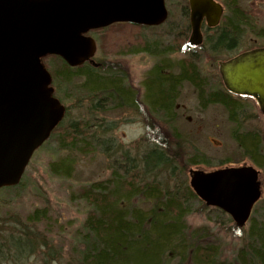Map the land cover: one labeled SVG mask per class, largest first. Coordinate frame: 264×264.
<instances>
[{
    "label": "trees",
    "instance_id": "1",
    "mask_svg": "<svg viewBox=\"0 0 264 264\" xmlns=\"http://www.w3.org/2000/svg\"><path fill=\"white\" fill-rule=\"evenodd\" d=\"M217 1L225 8L224 15L218 27L204 32L198 54L186 44L190 32L187 0H178L173 5L174 13H170L166 22L159 26L168 30L167 23L171 22L178 31L176 38L166 46L162 47L159 41L144 34L159 27L112 25L115 28L129 25L134 33V38L127 39L130 45L124 46V53L149 55L155 61L140 85V97L139 91L132 88L119 71H123L120 64L113 63L115 66L111 64L109 67L100 60L98 68L92 65L71 68L56 56L44 60L59 100L69 102L80 97L89 102L97 101L91 109L99 112L132 109L147 123L145 136L134 143L137 148L144 145L139 156L130 159L123 153L120 160H112L114 165L109 166V175L81 187L75 197L89 208L81 236L78 235L81 237L80 248L73 250L77 264H171L172 260L176 261L174 264H264V174L261 182L263 195L252 210L248 228L231 227L241 236V245L231 261L221 260L218 238L206 226L194 228L187 224L191 203L198 199L186 178L176 180L178 173L174 176L172 172L175 184L170 190L149 181L159 174L163 164L179 161L181 148H185L188 154L184 166L191 168L204 163L196 152L188 153L190 147L187 148L186 141L173 125L175 101L184 83L194 88L201 109L218 104L227 111L230 121L236 124L232 137L244 156L257 167H264V143H261L260 135L256 131L244 133L238 124L246 109L245 99L228 94L219 74L206 75L200 66L201 63L217 66L219 58L237 49L244 29L252 28L249 16L235 0ZM175 10L179 13L177 20ZM254 36L264 39V28ZM182 50L190 52V56L175 62L169 60L170 54ZM77 78H82V82L76 83ZM158 120L168 128L167 133L156 125ZM84 124L62 122L50 137L56 140L60 150L86 147L88 151V138L93 135H89V125ZM71 165L72 161L63 160L60 164H50L49 171L55 176L67 177ZM182 171L187 173L185 169ZM144 203L148 204L146 208H142ZM38 214L39 211H35L28 221L37 220ZM23 230L20 237L30 242V255L34 256V249H31L32 244L36 247L33 231L30 227Z\"/></svg>",
    "mask_w": 264,
    "mask_h": 264
},
{
    "label": "rangeland",
    "instance_id": "2",
    "mask_svg": "<svg viewBox=\"0 0 264 264\" xmlns=\"http://www.w3.org/2000/svg\"><path fill=\"white\" fill-rule=\"evenodd\" d=\"M235 1L249 16L252 28H245L237 49L223 55L218 61L233 57L248 48L264 47V39L254 36L255 32L264 28V0ZM176 3L178 0L167 1L168 15L174 13L173 5ZM175 14L174 18L177 20L179 13L176 10ZM128 26L121 28L109 26L104 28L105 30L89 31L88 36L95 40L96 45L91 64L98 65L100 60L109 67L111 64L115 66L113 63L120 64L123 71H119L124 74L132 88L139 91L140 97L142 95L140 85L155 61L149 55L130 56L124 53V46L130 45L126 42L127 39L134 38V33ZM167 26L168 30L159 27L144 34L151 40L159 41L162 47L166 46L178 34L171 22H168ZM199 52L197 50L196 54ZM189 53L182 50L181 53L178 51L170 54L168 58L175 62L190 56ZM200 66L206 75L218 73L216 65L201 63ZM75 81L80 83L82 78ZM51 85L54 87L53 82ZM60 101L66 108L60 124L72 122L89 125V135H93V138H88L89 150L87 151L86 147H82V150L70 151L68 148L60 150L56 140L49 137L30 158L19 185L0 191V264H77V256L73 254V250L80 248L79 237L89 209L84 201L75 198L79 189L105 179L110 172L109 166L114 165L113 161L120 160L123 153L130 159H136L144 147V145L140 148L134 147V143L147 132L146 119L136 111L132 109L93 111L91 108L93 103L96 106L97 101L89 102L80 97H75L69 102L61 99ZM245 101L246 109L241 114L238 124L244 133L256 131L255 133L260 135L261 143L262 141L264 143V116L254 101L249 99ZM174 113L173 125L186 141L187 148L190 147L188 153L196 152L198 159L204 162L198 167L195 166L196 169L214 171L228 167L253 166L260 171L258 181L261 188L264 167H257L249 157L244 156L242 149L232 137L236 124L230 121L227 111L221 105L215 104L201 109L194 88L184 83L175 101ZM158 122L156 125L159 129L167 133L168 128L160 120ZM181 149L179 161L173 160L169 165L163 164L162 168H159V174L151 177L149 181H155L165 189H174V176L178 173L176 180L186 178L188 182V171L195 167L183 165L188 162L186 160L188 154L185 148ZM63 160L72 161L70 176L59 177L51 174L49 165L60 164ZM220 163L223 164L218 166ZM182 169L187 173L185 174ZM172 172L174 176H171ZM147 206L148 204L144 203L142 208ZM35 211H39L37 220L28 221ZM186 222L194 228L206 226L218 238L221 260L231 261L234 258L241 245L239 240L241 236L231 230L235 224L228 215L215 208L204 207V203L198 199L197 202L191 203ZM248 226L249 223L242 229L246 230ZM24 227H30V231H33L36 247L34 248L32 244L31 249H34V256L30 255V242L20 237ZM175 262L172 260L171 264Z\"/></svg>",
    "mask_w": 264,
    "mask_h": 264
},
{
    "label": "water",
    "instance_id": "3",
    "mask_svg": "<svg viewBox=\"0 0 264 264\" xmlns=\"http://www.w3.org/2000/svg\"><path fill=\"white\" fill-rule=\"evenodd\" d=\"M165 0H0V189L19 184L32 154L65 115L53 96L43 59L56 56L77 67L95 53L89 30L114 23L159 26ZM188 46L202 44L201 26L216 27L223 8L215 0H188ZM225 89L253 99L264 116V48L218 64ZM251 166L189 171V186L206 207L243 228L262 195Z\"/></svg>",
    "mask_w": 264,
    "mask_h": 264
},
{
    "label": "flooded vegetation",
    "instance_id": "4",
    "mask_svg": "<svg viewBox=\"0 0 264 264\" xmlns=\"http://www.w3.org/2000/svg\"><path fill=\"white\" fill-rule=\"evenodd\" d=\"M205 29H206V25H205V23L201 26V32L203 33L204 31H205ZM83 65H90L89 63H85V64H83Z\"/></svg>",
    "mask_w": 264,
    "mask_h": 264
},
{
    "label": "bare ground",
    "instance_id": "5",
    "mask_svg": "<svg viewBox=\"0 0 264 264\" xmlns=\"http://www.w3.org/2000/svg\"><path fill=\"white\" fill-rule=\"evenodd\" d=\"M45 65V64H44ZM52 87V86H51ZM53 88V87H52ZM53 90H54V88H53ZM137 114H139L138 112H136ZM140 115V114H139ZM140 116H142V115H140Z\"/></svg>",
    "mask_w": 264,
    "mask_h": 264
}]
</instances>
